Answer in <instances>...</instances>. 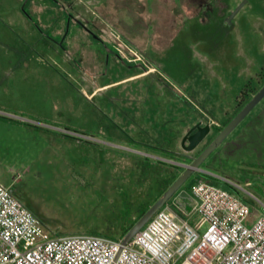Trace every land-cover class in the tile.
Masks as SVG:
<instances>
[{"label":"rangeland","instance_id":"374dc122","mask_svg":"<svg viewBox=\"0 0 264 264\" xmlns=\"http://www.w3.org/2000/svg\"><path fill=\"white\" fill-rule=\"evenodd\" d=\"M263 73L264 0H0V183L52 237L120 238L174 182L169 161L216 137L187 153L186 132L223 125ZM263 118L264 98L208 161L239 150L250 125L264 136ZM237 158L222 167L240 181L250 173L237 168L257 165L240 192L263 214L264 153Z\"/></svg>","mask_w":264,"mask_h":264},{"label":"built area","instance_id":"2783aa9c","mask_svg":"<svg viewBox=\"0 0 264 264\" xmlns=\"http://www.w3.org/2000/svg\"><path fill=\"white\" fill-rule=\"evenodd\" d=\"M127 50L132 60L117 51L144 63ZM192 196L195 223L168 212V205L123 245V239L93 234L50 236L0 183V264H264V213L211 183L196 184Z\"/></svg>","mask_w":264,"mask_h":264},{"label":"water","instance_id":"95a60500","mask_svg":"<svg viewBox=\"0 0 264 264\" xmlns=\"http://www.w3.org/2000/svg\"><path fill=\"white\" fill-rule=\"evenodd\" d=\"M264 98V85L262 88L251 98V100L237 113V115L228 123V125L216 135L213 141L196 157L193 158L191 164L174 163L183 168V173L173 182V184L165 191L163 196L158 199L143 216L132 226L124 237L122 244L125 245L132 240V238L148 223V221L163 208L175 195L179 192L182 186L188 179L195 173L203 172L202 166L206 163L210 155L221 145L222 142L234 131V129L251 113V111L259 104ZM211 124L202 126V122L197 123L192 127L183 137L181 141L182 149L187 152L195 151L201 143L211 133ZM215 154L212 158H215ZM185 193L181 192L178 195L176 202L179 206H183V198Z\"/></svg>","mask_w":264,"mask_h":264},{"label":"crops","instance_id":"0c3cea01","mask_svg":"<svg viewBox=\"0 0 264 264\" xmlns=\"http://www.w3.org/2000/svg\"><path fill=\"white\" fill-rule=\"evenodd\" d=\"M141 75V74H139ZM139 75H136V76H139ZM135 77V76H134ZM264 123V122H263ZM211 124V123H210ZM216 126V125H214ZM213 126V127H214ZM219 125H217L218 127ZM256 134L258 135H254L255 136V141L253 142L252 138L248 136V134L244 131L241 133L240 136H238L236 139H237V142H240L241 143V147L239 148V150L236 148V146H233V150L234 149H237L236 150V154L232 153V152L228 155L226 154V152L224 151V149L220 152H216V155L218 156V159L216 160L219 161L217 163H214L213 165H210V162L207 161L206 163H204V165L202 166V169H203V172H198V173H195L194 174V179L191 183H200V182H206L208 183L209 182V179H213L215 180V182L217 183L216 184H213V185H216L218 187H221L223 189H226V190H233V189H242V186L240 183H254L252 182L250 179H249V176L251 175H257V165H253V164H250V166H244L242 168H237V170L235 171L236 172V176L238 179L240 178H243L245 176L244 173L248 172L250 173V175H248V177H245L246 179L245 180H240V181H235L233 179H231L229 176L226 175V170L222 167V161L224 159H226L227 157L229 158H237L238 160H242V162L244 163V159H242L245 155H251V156H259L260 154V151L264 153V136H263V132L261 131V129L258 127L256 130H255ZM185 134V133H184ZM183 134V135H184ZM253 135V134H252ZM251 135V136H252ZM250 140V141H249ZM239 143V144H240ZM195 152V151H194ZM192 159L191 156L189 155H184L183 159H180L177 157V161L174 162V161H169V163H173L172 166H175L177 168H175L176 170H178V175L177 177L182 173V167L181 166H177L175 165L174 163H182V164H190L189 160ZM246 164V163H245ZM259 168L262 167V169L264 170V163H262L261 165H258ZM258 171L260 169H257ZM177 177H175V179H177ZM192 189L191 188L190 190H187L186 188H183L182 189V192L185 193V197L183 198V206L181 208L182 212L183 213H186V217L185 219H187V216L190 215L189 217H192V216H196L194 215L193 213H191V203L189 202V199H193V196H192ZM181 192V191H179ZM179 194V193H178ZM178 196V195H177ZM174 195V197L172 198V203L170 204V207H174L177 202L175 201L176 197ZM162 197V196H161ZM160 197V198H161ZM155 203V202H154ZM176 203V204H175ZM153 205V204H152ZM178 205V204H177ZM179 206V205H178ZM151 207V206H150ZM188 217V220H190V222L193 224L195 223L193 221V219L189 218Z\"/></svg>","mask_w":264,"mask_h":264},{"label":"trees","instance_id":"16d2710c","mask_svg":"<svg viewBox=\"0 0 264 264\" xmlns=\"http://www.w3.org/2000/svg\"><path fill=\"white\" fill-rule=\"evenodd\" d=\"M263 75V78H264V73L262 74ZM259 91V90H258ZM257 91V92H258ZM256 92V93H257ZM255 93V94H256ZM254 94V95H255ZM253 95V96H254ZM252 96V97H253ZM247 97V96H246ZM251 97V98H252ZM251 98L246 102V104L251 100ZM242 99H243V97H241V102L243 103L244 101H242ZM246 104H240V108H239V110L236 112V114L234 115V116H232L228 121H226L223 125H219L218 127L217 126H214L213 127V129L216 131V135L218 134V133H220L227 125H228V123L237 115V113L246 105ZM264 119V118H263ZM262 128L263 127V124L261 123V124H258V125H250L249 127H247V130H245L244 131V133L246 132L247 134H248V136H249V138L251 137H254L255 138V136L257 135L256 134V132H255V130L257 129V128ZM253 134V135H252ZM252 135V136H251ZM255 135V136H254ZM258 136V135H257ZM250 141V140H249ZM218 159V156H216L215 158H212V159H210L209 160V162H210V165H213L214 163H217V162H219V161H217L216 162V160ZM219 160V159H218ZM189 162H190V164L193 162V159H190L189 160ZM189 180V179H188ZM208 183H213V184H216L217 185V183L215 182V180H213V179H209V182ZM230 191V190H229ZM145 212H146V210H144L143 211V214H142V216L145 214ZM136 223V222H135ZM134 223V224H135ZM132 228V226L130 227V228H127L125 231H124V233L122 234V236L120 237V238H115V237H112V236H110V235H105V234H99V233H96V232H93L94 234L93 235H101V236H105V237H108V238H112V239H124V237L126 236V234L128 233V231L130 230Z\"/></svg>","mask_w":264,"mask_h":264},{"label":"flooded vegetation","instance_id":"af4514ba","mask_svg":"<svg viewBox=\"0 0 264 264\" xmlns=\"http://www.w3.org/2000/svg\"><path fill=\"white\" fill-rule=\"evenodd\" d=\"M202 126H203V125H202ZM211 127H212V129H213V126H212V125H211ZM189 130H190V129H189ZM187 132H188V131H187ZM187 132H186V133H187ZM183 171H184V170H183ZM183 171H182V173H183ZM182 173H181V174H182ZM181 174H180V175H181ZM180 175H179V176H180ZM175 180H176V179H175ZM175 180H174V181H175ZM172 184H173V183H172ZM246 185H247V186L254 187V183H246ZM262 189H263V188H262ZM233 190H234V192L238 195V197H239L241 200L244 201V200L247 199L246 195L240 192L241 189H236V188H235V189H233ZM260 195L264 198V190H263V192L261 191V194H260ZM162 196H163V195H162ZM249 197H250L251 199H255V198H256L254 195H251V194H249ZM244 202H245V201H244ZM149 208H150V207H149ZM149 208H148L147 210H149ZM147 210H146V211H147Z\"/></svg>","mask_w":264,"mask_h":264}]
</instances>
